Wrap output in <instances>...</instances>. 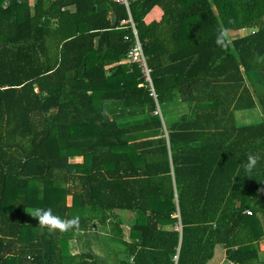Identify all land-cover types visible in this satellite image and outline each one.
I'll return each instance as SVG.
<instances>
[{"label":"trees","instance_id":"trees-1","mask_svg":"<svg viewBox=\"0 0 264 264\" xmlns=\"http://www.w3.org/2000/svg\"><path fill=\"white\" fill-rule=\"evenodd\" d=\"M3 1L0 264H264V0Z\"/></svg>","mask_w":264,"mask_h":264},{"label":"rangeland","instance_id":"rangeland-1","mask_svg":"<svg viewBox=\"0 0 264 264\" xmlns=\"http://www.w3.org/2000/svg\"><path fill=\"white\" fill-rule=\"evenodd\" d=\"M32 0H29V2H31ZM255 30V27H252V28H244L242 30H239L238 33L239 35H245L247 34L249 31H253ZM231 31L230 32H226L225 35L227 37V39L229 41L230 40V37L232 36L231 35ZM235 119H236V122L237 123H244L246 121H249V122H254L255 121V118H259L260 116V112L258 110H255V109H250V110H244V111H236L235 112ZM77 158H75V160H71V161H76ZM126 213V212H124ZM127 215V214H126ZM175 217H177V214L174 215ZM133 215H129V218L126 219L125 221H127L128 223L131 222V219ZM261 243V246H262V249H264V239L260 241ZM260 243H259V248H260ZM116 244L114 242H110V246L109 248H112V247H115ZM107 248L105 247H96V246H93V252L95 253V255L97 256V259L100 261V260H103L105 263H107V261L109 260V252L112 251V249H109V250H105ZM69 250L71 253H77V252H80L81 249L79 248L78 246V243L76 240H71V242H69ZM82 252V251H81Z\"/></svg>","mask_w":264,"mask_h":264},{"label":"built area","instance_id":"built-area-1","mask_svg":"<svg viewBox=\"0 0 264 264\" xmlns=\"http://www.w3.org/2000/svg\"><path fill=\"white\" fill-rule=\"evenodd\" d=\"M116 2L122 3L124 4L126 7L128 6V0H114ZM10 0H4L3 1V6L6 7L9 4ZM131 22V20H129ZM126 22H128V20H122L121 24H125ZM131 26H132V32L134 34V40L135 43L131 46V48L129 49V51L127 52L126 55V61L130 62V63H137V65L141 68L144 76H145V80L148 82V84L151 87V94L154 95L153 92V87H152V81L150 78V68L147 65L146 62V57L145 54L143 52V47H142V43L139 41L138 37H137V33L136 30L131 22ZM244 213L250 215L251 214V210L250 209H245ZM177 217L179 218V214L177 213ZM176 228L178 230L181 229V225L177 224ZM176 257V256H175ZM177 258V257H176ZM227 264H239V263H233V261H227Z\"/></svg>","mask_w":264,"mask_h":264},{"label":"crops","instance_id":"crops-1","mask_svg":"<svg viewBox=\"0 0 264 264\" xmlns=\"http://www.w3.org/2000/svg\"><path fill=\"white\" fill-rule=\"evenodd\" d=\"M33 2H34V0H32L29 3L32 4ZM111 13H113V12H111ZM161 16H162V10H161V8L159 6H154L150 10V12L147 14V16L145 17V21L146 22H150L151 20L159 21L161 19ZM241 111H244V110H241ZM259 118H260V116H259ZM76 158H77L76 159L77 161H80L81 160V157H76ZM71 160H73V159H71ZM74 160H75V158H74ZM70 201H71V198H70V196H68L67 197V204H70ZM125 212L126 213L123 212L124 216H122L123 219H121V221H122L121 227L123 229L124 239L125 240H129L130 224L127 221H125V220L129 218V215L130 216L132 215V212H129V211H125ZM85 238L86 237H83V239H85ZM75 239L76 238H71V240H75ZM71 240H70V242H71ZM68 247H69V242H68ZM260 250L264 252V249H262L261 243H260ZM214 257L217 258V263L216 264H227V261H232V260H229L227 258L226 250L224 248L223 249H220V248L219 249H216L215 250V256ZM176 259L177 258L175 257V260Z\"/></svg>","mask_w":264,"mask_h":264},{"label":"water","instance_id":"water-1","mask_svg":"<svg viewBox=\"0 0 264 264\" xmlns=\"http://www.w3.org/2000/svg\"><path fill=\"white\" fill-rule=\"evenodd\" d=\"M110 20H111V23H114V20H115L114 13L110 14Z\"/></svg>","mask_w":264,"mask_h":264},{"label":"clouds","instance_id":"clouds-1","mask_svg":"<svg viewBox=\"0 0 264 264\" xmlns=\"http://www.w3.org/2000/svg\"><path fill=\"white\" fill-rule=\"evenodd\" d=\"M177 257V256H176Z\"/></svg>","mask_w":264,"mask_h":264}]
</instances>
